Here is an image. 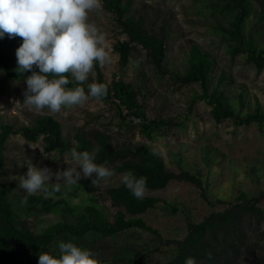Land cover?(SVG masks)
Wrapping results in <instances>:
<instances>
[{
  "label": "rangeland",
  "instance_id": "rangeland-1",
  "mask_svg": "<svg viewBox=\"0 0 264 264\" xmlns=\"http://www.w3.org/2000/svg\"><path fill=\"white\" fill-rule=\"evenodd\" d=\"M209 3L205 0H133L132 14L135 18H142L153 32L169 35L166 62L170 70L182 72L189 46L198 44L213 59L215 77L221 72L227 76L228 81L223 88L233 98L234 109L246 113L257 102L264 112V68L258 72L245 54L231 51L219 30L221 16ZM89 20L106 36L104 46L111 55V63L101 67L106 82L110 84L122 78L132 84L140 92V100L150 119H170L177 126L165 128L149 139L135 123L123 125L112 103L96 100H89L83 106L62 108L55 114L47 109L36 111L23 104V93L27 88L25 79L9 80L0 89V125L19 127L30 124L34 116L51 115L61 123L67 139H72L82 129L105 131L117 142L147 143L161 153L167 168L175 173L181 168L202 170V179L208 185V201L201 197L194 185L184 181L174 180L163 190L147 191L145 196L157 197L176 210L173 213L161 202L142 216L148 225L158 230L160 240L136 228L112 237L90 235L84 240H65L96 251L101 261L129 256L143 259L144 264H166L175 255L172 242L182 240L187 233V218L199 222L213 210L224 211L230 203L236 202L239 195L250 198L264 192V133L255 124L237 126L229 119L215 122L211 108L205 102L192 104L191 98L200 91L197 85H182L168 76H160L147 61L145 51L139 47L132 53L128 66L121 69L113 44L125 40L126 36L121 33L113 15L102 5L99 10L90 13ZM246 29L259 39L258 46L264 48V25L256 26L253 14L247 20ZM88 82H95L94 71ZM240 87L244 89L243 108H240L236 98ZM5 155L0 182L11 184L16 195L25 193L19 188V177L26 173L29 160L39 167L47 166L53 172L72 166L71 152L46 153L41 139L30 143L20 135L8 139ZM203 158L212 163L206 165ZM121 175L115 173L110 180L101 181L96 187L90 182L73 191L75 195L66 199L72 206L81 208L89 198H94L98 208L112 221L119 208L113 206L106 190L121 185ZM61 185L63 189L69 188L62 182ZM256 206L264 212V199ZM25 217L32 230L39 233L58 222L61 214ZM242 228L244 238L238 243L237 250L225 253L221 245L217 248L232 264H258L264 258V214L260 218L254 215L244 217ZM57 246L48 252L56 254Z\"/></svg>",
  "mask_w": 264,
  "mask_h": 264
},
{
  "label": "trees",
  "instance_id": "trees-1",
  "mask_svg": "<svg viewBox=\"0 0 264 264\" xmlns=\"http://www.w3.org/2000/svg\"><path fill=\"white\" fill-rule=\"evenodd\" d=\"M205 1H209V5L214 6L221 16L219 30L224 34L231 51L245 54L248 62L260 72L264 68V48L258 46L259 39L254 34L246 31V23L253 14L256 17V26L264 25V0ZM102 5L113 15L121 33L126 36L125 40H118L113 44L121 69L128 66L132 53L139 47L145 51L147 61L160 76H168L182 85H197L200 91L191 98L192 104L197 101L205 102L211 108L210 113L215 122L221 123L229 119L237 126L255 124L259 131L264 133V112L259 104L256 102L254 108L248 109L246 113L236 111L233 98L223 88L228 81L227 76L221 72L215 77L214 61L200 45L189 46L182 72L170 70L166 62L169 35L163 32L155 33L147 28L142 18H135L132 14L133 0H102ZM21 43L20 37L10 39L6 34L0 38V89L9 80L25 79L31 75L30 72L20 74L16 71V49ZM94 72L95 82L108 87V95L102 101L115 106L123 125L135 123L140 132L149 139H153L156 133L165 128L177 126L170 119H150L144 103L140 100V92L132 84L122 78L108 84L98 64ZM67 87L74 85L69 84ZM236 98L240 108H243V88L238 89ZM16 135L30 143L41 139L46 153L63 154L71 152L73 147L77 151H91L93 147L99 146L101 151L97 163L107 161L108 166L118 174L132 170L137 177H146L149 191L163 190L174 180L184 181L194 185L205 201L209 200L208 185L202 179V170L181 168L175 173L167 168L161 153L152 146L144 142H117L105 131L82 129L77 131L72 139H67L61 123L51 115L34 116L30 124L19 127L11 124L0 125V169L6 163V143L11 136ZM203 160L208 166L212 163L206 158ZM90 182L91 178L82 179L77 186L61 188L60 192L48 198H45L43 193L36 194L29 197L26 207L20 205L26 193L13 194L11 184L0 182V264H38V254L41 251H51L61 240H84L90 235L106 238L135 228L151 233L158 240L161 239L158 230L148 225L142 216L156 208L159 203L165 202L153 196L138 200L122 183L106 190L113 206L119 208L112 221H109L96 205L94 198H89L88 203L81 208L72 206L66 199L75 195L73 191ZM261 199H264V192L250 198L239 195L236 202L230 203L224 211L213 210L199 222H192L187 218V233L182 240L172 242L175 255L166 264H185L188 257H194L196 264H232L229 258L220 253L217 246L224 247L225 253L237 250L238 243L244 238L243 218L251 215L260 218L264 214L256 206ZM163 205L173 213L176 212L172 205ZM49 213H60L61 219L39 233L34 232L25 219V216ZM209 253L212 255L211 260L208 258ZM102 264H144V260L119 256L102 261ZM258 264H264V258L260 259Z\"/></svg>",
  "mask_w": 264,
  "mask_h": 264
},
{
  "label": "clouds",
  "instance_id": "clouds-1",
  "mask_svg": "<svg viewBox=\"0 0 264 264\" xmlns=\"http://www.w3.org/2000/svg\"><path fill=\"white\" fill-rule=\"evenodd\" d=\"M101 6L102 0H0V38L6 34L10 39L22 38L16 49V71L31 73L25 77L26 107L55 114L65 107L83 106L89 100L102 101L108 95L107 85L88 82L97 64L104 67L111 63L104 46L105 34L89 20L90 13ZM69 84L74 87H67ZM100 151L99 146L91 151L73 147L72 166L55 172L29 160L26 173L19 177V188L26 193L21 207H26L29 197L37 193L48 198L60 192L61 182L70 188L82 178H91L96 187L110 180L115 171L107 161L96 162ZM121 182L138 200L148 191L147 178L137 177L132 170L122 173ZM57 247L56 254L41 251L38 264H102L96 251L72 240H61ZM208 258L212 259L211 253ZM185 264H196V260L188 257Z\"/></svg>",
  "mask_w": 264,
  "mask_h": 264
}]
</instances>
